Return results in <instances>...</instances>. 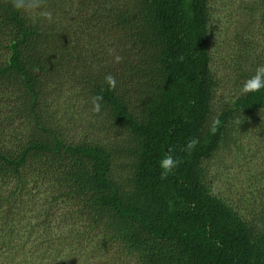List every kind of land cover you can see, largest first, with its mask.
<instances>
[{
  "label": "trees",
  "instance_id": "16d2710c",
  "mask_svg": "<svg viewBox=\"0 0 264 264\" xmlns=\"http://www.w3.org/2000/svg\"><path fill=\"white\" fill-rule=\"evenodd\" d=\"M263 113L264 0H0V264H264L263 186L243 213L208 181Z\"/></svg>",
  "mask_w": 264,
  "mask_h": 264
},
{
  "label": "rangeland",
  "instance_id": "374dc122",
  "mask_svg": "<svg viewBox=\"0 0 264 264\" xmlns=\"http://www.w3.org/2000/svg\"><path fill=\"white\" fill-rule=\"evenodd\" d=\"M213 5L211 26L213 68L220 81L218 91L220 106L229 102L239 88L240 83L237 81L231 56L234 53L242 55L238 47L240 44L238 36L244 41L246 34H239L242 29L239 27L242 24L238 21L241 18L235 13L237 4L227 3L228 13L220 11V6H225L222 2L216 1ZM261 119L264 122V118ZM261 119L256 118L253 121ZM260 128L251 127L239 141L238 146L230 145L228 150L218 152L209 163L208 181L214 194L239 207L243 213H247L253 206L252 200L258 195L256 194L258 189L262 186L264 188V129Z\"/></svg>",
  "mask_w": 264,
  "mask_h": 264
}]
</instances>
